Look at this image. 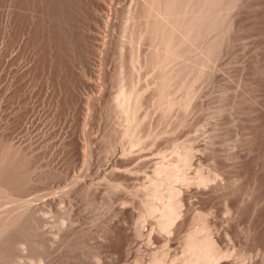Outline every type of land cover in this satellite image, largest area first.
Wrapping results in <instances>:
<instances>
[{"label":"bare ground","instance_id":"1","mask_svg":"<svg viewBox=\"0 0 264 264\" xmlns=\"http://www.w3.org/2000/svg\"><path fill=\"white\" fill-rule=\"evenodd\" d=\"M236 8L237 11L230 15L231 10H235ZM179 10L181 14L179 13ZM183 11L185 13H183ZM187 12L190 16H186L189 18H185L183 16ZM113 14H115V19L113 18ZM181 17H184L186 20ZM112 18L115 20H113L114 22H112ZM179 20L182 21L181 23L183 24L187 23V25L184 24L187 27H185L183 24H181V27L186 28L184 32L188 30V37L183 36L184 32L182 30L185 28H181L179 26ZM111 25L112 33L110 30H108ZM221 25L222 27L218 29ZM177 27L179 30L180 28L182 30L179 31ZM209 29L212 31H209ZM213 30L215 31L213 32ZM107 31H110V33ZM206 31L209 33H206ZM179 32H182L180 37H184L186 39H182L181 43V38L178 36L180 34ZM210 32H212V34ZM176 33L179 34L176 36ZM213 34L216 39H220L214 41L213 36L211 37ZM205 36L210 37H208V40H206L204 39ZM177 37L180 38H178L179 40L177 41L179 43L176 42L179 45L181 44L183 46V42L190 43V48L184 53V55L187 54L186 56H188V60L186 58L183 60L184 55L182 51L184 50L182 49L181 52L179 51V55L182 53L183 62H190V64L187 63V65H184V67L189 65V68L181 67V69L183 68V71L178 69V59L175 60L178 57V54H176L178 52V48L179 50L182 48L180 45V47L177 46L174 49V45L176 46L174 41H176L175 38ZM247 39L252 41L245 42V44L244 40L247 41ZM162 40L163 42H161ZM220 40L227 41V45L230 43L229 46L231 45L232 47L234 42L237 43V41H243V49L239 58L236 57L240 60V64L235 67L234 77L230 72V76L232 75V77H229L230 79L227 75V77L222 75L225 78L221 76V78L218 77L220 79L223 78V82L220 86L221 88L219 87L220 83L218 84V87L221 90H218V92H221V94H219V96L221 95V101L218 98L220 101H218L220 106H216V110L218 109V112H216L219 113L216 115H220L219 117L222 116V119H218L220 121L218 124L216 123L214 125L213 130L211 128L212 132L211 134L209 132L210 136H207V134L204 136L206 139L208 138V142L204 147L197 143L200 148H204V152L202 151L204 154L201 152V156L199 153L200 151L197 150L198 148L196 149L195 145H192L187 140L185 142L188 144L190 143V145H184L182 141L180 143L182 144L180 147H174L173 150L171 148L172 152L170 151V155L163 154L167 150H162L163 153L159 154L157 151L162 148H158L156 152L159 155L156 157L152 151L153 149H150L151 151L146 150L147 135L142 128V119L140 115L141 108L146 103H155L156 105L158 104L157 106H159V109L161 107L160 110L162 113L163 111L167 112V110H174V108L175 112H177L176 110H178V112L179 110H183V112H179L182 114L179 115L177 119L175 118V120L177 121L178 125L184 126L185 120H187L186 116L188 114V110H186V108H189V105L190 107L192 106L191 101H193L195 98V96L191 95L189 91H191L194 83H197L201 76L203 77V74L205 73L202 74V72H210L207 71L210 68L209 64L210 62L214 61L213 58H215V56L220 53V50H223V47H228L226 46L225 42H221ZM160 43L164 44H162L164 46L163 51L166 50V52H164L163 55L166 54V56H164V58L166 57L167 59H164L166 61H164L161 57L162 52L160 53V50L162 51V47H160ZM247 45H249V47ZM235 46L237 47L236 44ZM238 46L240 47L239 44ZM16 47H18V49ZM188 50L189 52L186 53ZM233 50L235 51V49ZM226 51L225 49L223 50V52ZM229 52L230 51L228 50L226 53L228 54ZM159 55L161 60L167 64L169 57V60L171 58V60L175 58L174 62L178 61V67L176 69L180 71L175 69L177 62L174 63L173 61H169V63L172 64L168 70V74H170V76H167V74L164 73L167 78H162L165 81L166 79L167 81L170 79V81L172 80L174 83L178 81V83H176L177 85L173 82H163V80L161 82V78H159V74L157 73L160 71L157 70H160L162 64L164 65V63L161 62L159 64ZM96 56H100L101 58L97 59L98 57L96 58ZM111 56H113L116 60V64H114V66H116L114 69L112 68V73L111 70H109L110 68H106L103 71L105 67L102 66L104 65L99 64L102 60V63H104V61L105 63L112 61L114 58ZM210 59L213 60L210 61ZM179 60L182 61L181 59ZM96 61H98L97 63L99 68H103L102 70H100L101 68L98 70L96 69ZM204 61L206 63L208 62V68ZM232 63L233 61H230L227 64L230 65ZM180 64L182 63L180 62ZM110 65L111 63L109 66ZM142 66H147L148 69L150 68L152 72H155L153 81L151 82V86L148 90L149 92H146L147 90H144L139 84L138 72ZM190 68H192V71H190ZM162 69H165V67ZM162 69L161 71H163ZM186 69L189 70L188 72H191V75H185L184 72H187ZM181 71L182 74H184L183 76H185L184 79L182 74H180ZM212 71L213 72L211 73L212 75L214 73V75L211 77H213V80H215V77H217L215 76L216 71ZM98 72L101 74H98ZM177 72L181 75H178L179 80H181V78L183 79L181 86L179 85L180 81L178 80ZM161 73L163 74V72ZM209 74L210 73H207L208 76ZM176 77L177 81L175 80ZM97 78L100 80L98 79L99 81H97ZM109 78L113 87L112 85H107V83L110 81ZM218 78H216V80ZM101 79L104 81V84L99 83H103ZM228 79H232L233 83H231L234 84L235 82V84L232 85ZM25 81L30 82V85L27 87L32 85L39 86L40 84L44 87V89L39 88L40 86L38 87L39 89H43L42 91L45 90V87H47V90H49L48 88H51L53 91V96H51L52 94L49 95V100L53 102V105L50 104L51 102L49 104L50 106L52 105V107L54 106V109L51 110H53V112L55 110L54 114L56 118L61 117L60 113L62 110L68 111L70 114L67 113V115L71 116V120H69L68 117L64 116L66 112L63 114V116L69 120H67L68 122L71 121V124H67L68 126L70 124V129L66 131L67 134L66 132L63 133L66 135L62 139L60 145L58 144V154L60 155V160H58L59 158L56 160L54 158V161H59V163L51 164V162L48 160L50 165H56L52 168L48 167L49 169H45L47 165L45 166L44 164H46V162H43L44 164L42 163L44 160L43 156L47 151L44 154L42 153V155L41 153L37 152L38 149H36V145L35 148L32 145H27L28 142L23 145L21 142H18L19 140L16 141L14 136V131H17L15 130L17 127L20 126V129L21 126H23L25 129L30 127H26L28 122H25L26 124H24V121H27V114H30L31 112L29 111L30 113H28V111L21 107V110H15L17 111V113H15L13 109L14 106H11L13 105V100H15L13 103L17 101L19 102V100H17L20 98V94H18L19 92L25 96L23 91H25L26 88L23 90L24 87L22 85L26 83ZM210 81L212 82V80ZM188 84H190V86L192 84L193 85L189 88ZM162 86H166L168 91L165 92V88ZM171 88H173V90ZM36 90L38 89L36 88ZM31 91L33 92L32 89L30 92ZM39 91H37V93ZM90 91H93L92 93L95 91L96 93L91 96H86V92ZM45 92L46 91L42 93L45 95ZM37 93H35L36 99L38 96L41 98L43 94L40 95L39 93L36 95ZM33 94L34 92L31 93L32 96ZM17 96L19 98H16ZM27 97L28 99L30 98L29 96ZM23 99L24 98L21 100ZM24 100L26 101V99ZM20 102L18 105L16 103L17 108L22 105ZM27 102L29 103V101ZM194 103L195 104H193L192 107L197 108V102ZM8 107H12V110L11 112L6 113L3 109H7ZM84 110H86L85 114L88 112L89 114L85 115ZM184 110L187 112L185 116L186 118L183 114L185 113ZM12 111L14 112L12 113ZM48 113H50V115L53 114L51 111H48ZM107 113L109 115L108 117L113 115L116 121L112 123L110 120L113 121L114 119L105 117L111 122V127L109 123V127L106 124L107 128L109 129L106 128L107 130H103L104 133H102L101 137L98 135L100 139L95 136V139L99 141H95L93 136H91L94 142H98L99 149L95 147L97 146V143L95 145H92L91 143L89 147V144L87 145L86 143L89 142L91 138H87V141L82 133L86 123L90 121V124L92 122L91 126H93V124L96 123L95 120H97V122L99 121L97 124H99L103 120L101 121V119L99 120L98 118H101V114L107 115ZM83 114L87 118L83 117ZM104 122L106 123V121ZM50 124H52V122ZM209 124L211 125V123ZM223 124H231L232 127L237 128H233L235 130L234 133H240L239 135L236 134V137H239V143L244 145L243 151L240 150V152L231 153V151L227 149L230 151V154L228 153L226 156L225 154L222 155L220 153L223 149L221 151L218 150L216 147V140L219 139V128ZM97 126L98 125H96V128ZM99 126L97 130H100L101 128H99ZM189 126H192L191 123L188 125V127ZM186 127L187 123L185 128ZM93 128L95 129V127ZM174 128L177 129V126ZM87 130L85 129L86 132H84V135L88 132ZM179 130L180 127L178 128V131ZM59 131L62 132V130ZM89 132H91L90 134L92 135L93 131L89 130ZM182 132L179 134H182ZM54 134L56 133L54 132ZM54 134L53 137L55 136ZM35 135H37V133L34 134V138ZM43 136L39 139H44L45 137L43 138ZM48 136L51 135L49 134ZM227 136L231 137L229 135ZM29 138L30 137L27 138V141ZM55 138L57 137L55 136ZM82 138L86 140V143L82 141ZM30 139L32 140V138ZM25 140L23 141L25 142ZM177 140L179 139L176 138V142ZM122 141H126L128 143L126 145L127 147H121L122 149L120 148L121 151L119 152L122 153L121 155L123 157H119L121 155L117 153L118 157L113 160L111 157L112 155L109 156V154H114V151L116 152L117 150L115 149L117 148L114 146V144H111L112 142H118L119 144V142ZM42 142H44V140ZM173 142H171V145ZM191 142L195 143L193 140ZM32 144H34V142H32ZM48 146L50 147V145ZM173 146L174 145H172V147ZM234 147L236 146H233V148ZM197 152L201 157L197 155ZM105 154L107 157H111L114 162H111V160L108 161L106 159L104 161V156H106ZM197 156L198 159H196ZM95 158L99 160V164L100 162L102 164L105 163L104 166H106V170L104 169V172L106 171L107 173H105L103 176L105 178H109H104L105 180L102 178L101 180L98 179L97 181L99 182L103 180V182L105 181V184H109L111 187V189L109 188V192H107L109 193V196L110 191L113 193L116 189L120 188V185L123 184V180L125 185V180L127 183L128 179L130 180L132 178H129L128 175L137 176L138 178L139 175L145 176L146 182L142 185V190L143 188L144 190L142 191L140 189V191L143 192V196L141 195L142 197H140V194L142 193L138 192V189L137 192L139 194L137 197H135V194H137V192L135 193V190L132 189L134 192L131 189L130 191L125 190V186L127 187V184L124 187L121 185V190L123 188L125 192L128 191L129 195V192L131 191L135 194H131L133 195L132 201H129L131 200L130 198H128V201L122 200L123 198L120 199V201L122 200V203H119L120 206L124 204L123 201H126L124 204L125 207L122 206L123 208L121 207V209L118 206L121 210L118 211L119 213L117 210L116 212L117 214H122L120 215L125 220H123L124 222L129 220L132 222V225H136L135 231L129 228L130 230L128 229L126 234H124V247L130 244L133 236L141 237L143 235L140 227L148 222L151 224V229H148L149 232L147 233L150 237L151 244L153 243L152 245H158L155 244L156 241L154 240H157L158 243L160 238H163L164 240L166 239V242L168 241V246H166L167 244L165 242L164 247L161 249H158L157 246H153L156 247L155 249L151 247L154 250H152V254L150 253L151 259H149L150 262L148 264H212L214 262V258L218 256H221V259L218 258L221 260V262L217 260L220 263H222V257H227L228 260L226 259L225 261H229V258L234 256V258L241 257V262L239 261V263L236 262V259L232 258L235 260V264H248V262L251 261V258L248 259L249 256L251 255L252 257L253 254L256 255L254 251L255 248H257L259 245L261 247L264 243V236L262 235L264 232V0H0V264H31V260L32 263L41 261L45 256L51 255V251L55 249L53 246H57V243L60 241L69 242V248L78 245L77 247H80L81 249L82 245H79L82 244V242L79 243V240L81 238L83 239L84 237H88L91 228L87 225L86 227H88V229L90 228V231L88 229H85L87 231L83 229L84 233H82V228L81 231L78 229H75L76 231H74L72 225L80 222V219L78 220L77 218L79 215L77 214L79 212L81 213L80 210L82 209H80L81 207L78 205L79 201L77 199H81L80 202H82L84 199L83 197H92L91 193L94 195L96 192L94 190V183L97 185L96 179L100 178L102 174L100 170L102 168L101 166L99 167V165H97V161H95L97 162V166H94L97 167L96 170L99 171V173H97L95 170H91L90 168L92 167H87L89 165L91 166L92 163L94 164ZM81 159L83 160V162H81L83 164L80 163L83 172L86 171V169H90L91 172H96L95 176L98 174L100 175H98L99 177L95 178L93 175L91 176L90 173V177H87H89V179L93 177V181L90 180V182L88 181L83 183L82 181L84 179L82 181L80 180L81 183H83L82 186L78 184L80 183V181H78L79 179L74 177H80L85 173H79L80 176H76V174L73 172L75 169L72 168V166L75 167L79 161H82ZM226 159L231 163L227 164L228 161H224ZM76 161L77 163H74ZM135 162L137 164H135ZM145 165L148 166L144 167ZM131 166L133 167L131 168ZM85 167L87 168L85 169ZM71 168L72 174H75H73L74 177L72 174L70 175ZM69 175L72 178L69 177ZM82 177L84 178V176ZM69 178L73 180H70L71 182H69ZM112 178L113 180H120L122 182L121 184L120 181L117 182L115 186L118 188L114 186L116 181H113ZM219 178H221V180L223 179L224 182L219 180ZM248 178H250V180L246 181ZM107 180H111L113 185H110L111 182ZM139 180L141 181V179ZM244 180L246 183L243 182ZM91 181L94 182L93 185ZM64 185H66V189H64ZM90 189L91 191H95L91 192V195L89 194ZM120 191H117V193ZM126 194L127 193H125V195ZM77 195H79V197ZM81 195L83 196L80 197ZM217 195L218 197L220 195L219 198H222L219 199L222 200V204L223 201L225 202L223 206L225 212L228 214V217L227 215L225 216L227 217L226 220H223L225 224H228V226L225 227L223 231L225 233H222V235L226 234L229 236L231 233H237L238 229L236 225L240 223L238 221V217L241 216L242 218V215H244L245 211L247 212V216L249 213L248 217H244L245 220L249 218V223L247 224L248 226L246 225L247 227H245L246 229L242 230V227L238 225L241 228L240 231H242V233H244L243 235H245V242L244 240V243L240 241L241 244H243V246L241 245V249L244 250V254L247 252V248L253 250L254 252L251 254V251H249L250 255H248V257H244L241 254L236 257V255L232 254L234 253L232 249H230L232 252L231 253L229 249H221L218 247V242L213 236L215 231H213L210 221L207 219L208 215H206L208 213V207H210L213 201L217 202L214 200ZM121 196L122 195H120V197ZM194 197L197 198L196 202L191 201V199ZM90 198H88L89 200L87 199V202L89 203L91 202ZM92 198L94 200V196ZM135 198L138 200V202L137 200L135 201L137 205L134 203ZM85 199L82 203L85 202ZM129 202L134 203V208L131 207V209H128L130 208L128 205ZM89 203L87 204L85 202L84 204L89 205ZM95 203L97 204V202ZM95 203L93 201L90 203V205L93 206ZM131 203L129 204L132 206L133 203ZM219 203L221 204V202ZM96 204L94 206H96ZM216 207L217 206H215V208ZM86 208L88 209V207H84V213L87 211ZM78 209L80 210L78 211ZM132 209L133 211L135 209L137 211L135 210L134 213L132 212ZM218 213L220 214V217V211H218ZM46 214L47 216L50 214L51 218L49 217V219H47L48 217ZM224 215L225 214H223V217ZM216 216L217 215H215V217ZM52 217L54 218V222L51 220ZM215 217H213V222ZM47 220H49V222L52 221L51 223H53L52 231L46 230L45 226L48 225ZM189 221H193L194 223L192 227L189 228L187 232H185L183 229L187 224L190 223ZM216 222L217 221H215V223ZM85 224L87 223L85 222ZM214 224L212 225L214 226ZM222 225L224 226L223 223L220 226ZM89 226H91V224ZM125 226H127V224ZM86 227L84 225V228ZM105 229L107 230V228ZM117 231L119 230L115 227L111 230V232H108H110V234L112 233L111 235H114V237L117 235L116 238H118L119 232ZM182 231L183 235H181ZM243 231H245L246 234ZM242 233L240 234L242 235ZM107 234L110 236L109 233H106V235H101H103L104 239L106 238L107 240L109 239ZM238 234L239 233L236 235ZM91 235L92 233L90 236ZM111 237L113 236H110V238ZM180 237H182L181 240H183L182 243L180 242L181 246L178 244V239ZM99 238L101 239V237ZM176 239L178 240V243L175 241ZM238 239L239 238L237 237V240ZM225 240L226 239H224V242ZM160 241L161 240H159V243ZM228 241L229 240L226 242ZM103 242L100 243L101 245L98 244L99 247L96 250L97 253H93V250L91 249L93 254L88 250L89 254H95L96 257L99 253L102 254L101 252L104 251L102 250L103 247H101L103 246ZM63 243L64 242L61 244V248L62 245H66ZM84 243L87 244V242ZM86 244H84V248H87V246H85ZM228 245L226 246L228 247ZM244 245L246 246V252L245 249H243V247H245ZM64 246L63 248H66V246ZM104 248H108V244L107 247ZM64 250L65 249H63L62 252H64ZM114 250L110 251L115 252L116 250ZM124 250L127 252L126 249ZM242 250H240L241 252L239 253H242ZM59 251H61V249ZM173 251L175 252V255L171 254ZM81 252L82 250L80 251V254ZM105 252H103V254ZM259 253L256 257L261 254ZM120 254L121 253H119V255ZM81 255L83 257V254ZM58 256L60 257V255ZM106 256L107 258L110 257H108V255ZM55 258H57V256H55ZM107 258L105 261L109 260ZM232 259H230L231 263H233ZM52 260H54V258ZM225 261L223 260V264ZM68 262L71 263L70 261ZM37 263L39 264V262H36L35 264ZM255 263L257 262L255 261ZM258 263L260 264L261 262Z\"/></svg>","mask_w":264,"mask_h":264},{"label":"rangeland","instance_id":"2","mask_svg":"<svg viewBox=\"0 0 264 264\" xmlns=\"http://www.w3.org/2000/svg\"><path fill=\"white\" fill-rule=\"evenodd\" d=\"M226 1V0H225ZM227 1H229V0H227ZM228 5V4H227ZM226 5V6H227ZM225 6V7H226ZM234 7H235V5H234ZM183 10H185V9H183ZM237 11V8L234 10V9H232L231 10V13H230V15H232V14H234V12H236ZM182 12V11H181ZM233 12V13H232ZM179 13H180V10H179ZM183 13H185L184 11H183ZM182 13V14H183ZM181 14V13H180ZM186 15H189L188 14V12L185 14V15H183L185 18H187L188 16H186ZM181 16V15H180ZM190 16V15H189ZM115 17V14H113V18ZM184 17H181V18H183V19H185ZM112 18V22H114L115 20V18L113 19ZM189 18V17H188ZM183 19H181V20H183ZM114 20V21H113ZM186 20V19H185ZM184 20V21H185ZM218 20H219V18H218ZM182 21H180L179 20V23H180V27H181V24H183V23H181ZM186 22V21H185ZM184 24H186L187 25V23H184ZM183 24V25H184ZM186 25H184L185 27H187ZM218 26V25H217ZM216 26V27H217ZM185 27H181V28H185ZM215 27V28H216ZM222 27V25L221 26H219V28L218 29H220ZM178 28V27H177ZM180 28V30H182ZM212 29V28H211ZM217 29V28H216ZM215 29V30H216ZM108 30H112V25L110 26V28L108 29ZM178 30H179V28H178ZM179 30V31H180ZM184 30H186V28L185 29H183L182 31L184 32ZM215 30H213V32L215 31ZM110 31H107L108 33H110ZM209 31H212V30H210L209 29ZM187 32H188V30L187 31H185L184 33H183V36H187L188 34H187ZM217 32H218V30H217ZM216 32V33H217ZM111 33H112V31H111ZM180 33V34H179ZM179 33H176V36H177V34H179L178 36L180 37L182 34V32H179ZM185 33H186V35H185ZM206 33H209V32H207L206 31ZM211 34H212V32H210ZM213 36V38H214V41L215 40H217V39H220V38H215L214 37V34L213 35H211V37ZM179 37H177V38H175L176 39V41H174V44H176V46L174 45V49H175V47H177V46H179L180 47V45L179 44H177V43H179V42H177L180 38ZM188 37V36H187ZM207 36H205V38L204 39H206V40H208V37H210V36H208L207 38H206ZM179 38V39H178ZM212 38V39H213ZM174 39V40H175ZM182 39H184V40H186L184 37H182L181 38V41H180V43L182 42ZM188 39V38H187ZM248 39H250V38H248ZM247 39V41H245L244 40V43L245 42H250V41H252V40H248ZM183 40V41H184ZM189 41V40H188ZM221 41V40H220ZM219 41V42H220ZM161 42H163V40L161 41ZM177 42V43H176ZM221 42H225L226 43V46H228V47H223V44H222V47H223V50L225 49V51L226 52H228V50L231 52H229L228 54L226 53V52H223V50L221 49L220 50V53L218 54V55H216L215 56V58H213L214 59V61L213 62H210V68L207 70V71H210V72H207V73H210L209 74V76L207 75V73L204 71V72H202V74L203 73H205V74H203V77L201 76V78H200V80L198 79V82L196 83H194V85L192 86V89H191V91H189L190 92V94L191 95H193V96H195V98L193 99V101H191V99H190V101L192 102H190L191 103V105L193 106V104H195L194 102H197L196 104L198 105H196L197 106V108L195 109V108H193L192 106V109H191V107H190V105H189V108L187 107L186 108V110H188L187 112H188V114H187V116H186V110H184L185 111V113H183L184 114V117L187 119V120H185V125L183 126V125H178L177 124V121L175 120V118L177 119V117L179 116V115H181L182 113H179L181 110H179V112H178V110H176L177 112H175V108H174V110L172 111V110H167V112L165 111H163V113L161 112V107H160V109H159V106H157L155 103H153V104H149V103H146L142 108H141V112H140V115H141V119H142V128H143V130H144V132H145V134L147 135V141H146V150L147 151H151L152 149V151L154 152V155L157 157L159 154H161V153H163V151H166V152H164L163 154L164 155H168L169 153L171 154V148H172V150H173V148L175 147H180V145H182V144H180L182 141H183V144L184 145H190V143L192 144V145H195V147H196V149L197 150H199L198 152L201 154V156H202V153L204 152L203 150H204V146H205V144L208 142V138L206 139L204 136L207 134V136L209 135V132H210V134H211V132H212V130H213V127H214V125L217 123H219V121L220 120H218L219 118L220 119H222L221 117H219V116H217L219 113H217L218 111V109L216 110V108L218 107V105L220 106V104H219V102L221 101V99H220V97H221V95L219 96V94H221V90H220V86H221V84H222V82H223V78H225V77H223V76H228V78L229 77H232V75L230 76V73L231 74H233V77H234V70H235V67L236 66H238L239 64H240V60L239 59H237L236 57H238L239 58V56H240V53L242 52V49H243V45H242V43H243V41H237V43L236 42H234L236 45H237V47L235 46V44L233 43V47L231 46V48H230V46H229V44L230 43H228V45H227V41H221ZM184 44H183V46H182V48L179 50V48H178V52L180 51L181 52V50L183 49L184 51H182V53H183V55H184V53H185V51L187 50V49H189L190 48V43L188 42H183ZM224 43V44H225ZM161 44V43H160ZM163 44V43H162ZM161 44V46L160 47H162L161 49H162V51L160 50V53L162 54L161 55V57H162V59L164 60V59H166V57L164 58V56H166V54H164L163 55V53L164 52H166V50L165 51H163V49H164V44L162 45ZM166 44V43H165ZM189 44V45H188ZM238 44L240 45V47L238 46ZM246 44V43H245ZM248 44V43H247ZM241 45H242V47H241ZM225 46V45H224ZM234 46H235V48H234ZM248 47H249V45H247ZM17 49H18V47H16ZM144 48H145V46H144ZM226 48H228V49H226ZM17 49H15V50H17ZM177 49V48H176ZM233 49H235V51L233 50ZM237 49V50H236ZM191 50V49H190ZM233 51V52H232ZM249 51V50H248ZM247 51V52H248ZM15 52H17V51H15ZM176 53V54H178V57H180V58H173V60H169V58H168V64L166 63V62H163L162 60H161V57H160V55H159V60L160 61H158L159 62V64L161 63V62H163L164 63V65L162 64V66H161V68H160V70L158 69L157 71H160V72H157L158 74H159V78H161V82H162V80H163V82L165 81L164 79H162V78H164V77H166L167 78V76L169 75L170 76V74H168V70H169V68H170V66H172V64L171 63H169V61H175V60H177L178 59V61H179V67H178V61H176V62H174V63H176V65L175 64H173V65H175L176 67H175V69L178 67V69H181V67H183V68H185V67H187V68H189L188 66H185L184 67V65L186 64L187 65V63H188V61L187 62H183V60H185V58L187 59V57L188 56H186L187 54H185L184 55V59L182 60V58H183V56H182V53H181V55H179L180 54V52L179 53ZM189 52V50L186 52V53H188ZM191 55V54H190ZM177 56V55H176ZM186 56V57H185ZM211 56H213V55H211ZM98 57V58H97ZM111 57H113V56H111ZM174 57V56H173ZM96 58L97 59H100L101 57L100 56H96ZM114 58V57H113ZM175 59V60H174ZM179 59H181L182 61H180ZM213 59H210V61L211 60H213ZM167 60V59H166ZM166 60H164V61H166ZM188 60V59H187ZM206 61H209V60H206ZM216 61V62H215ZM232 62L233 61V63L232 64H230V65H228L227 63L228 62ZM235 61H236V63H235ZM98 61H96V69L98 70V69H100V70H102L103 68L102 67H105L104 69H103V71L107 68V69H109V70H111V73H112V70L115 68V66H114V64H116V60H115V58L114 59H112V61H108V63H105V61H104V63L106 64H104V63H102L103 62V60L101 61V63H99L100 65L101 64H103L104 66H102V67H100L99 68V66H98V63H97ZM112 62H113V64H112ZM115 62V63H114ZM172 62V63H173ZM180 62L182 63V64H180ZM237 62H239V63H237ZM111 63V65L109 66V64ZM184 63V64H183ZM204 63H206L205 61H204ZM208 63V62H207ZM206 63V64H207ZM168 65V67H167V65ZM188 64H190V62L188 63ZM214 66H213V65ZM181 65V66H180ZM212 65V66H211ZM108 66V67H107ZM229 66V67H228ZM163 67H165V69H162ZM209 66H208V64H207V68H208ZM217 69H215V68ZM113 68V69H112ZM182 68V69H183ZM206 68V67H205ZM204 68V69H205ZM213 68V69H212ZM161 69L163 70V71H161ZM178 69H176L177 71H180V70H178ZM181 69V70H182ZM215 70L216 71V75L215 76H217V77H215V80H216V78H218V77H223L222 79H220V78H218L216 81L215 80H213V77H211V76H213L214 75V73H213V75H212V73L211 72H213L212 70ZM165 70V71H164ZM187 70V69H186ZM206 70V69H205ZM183 71V70H182ZM182 71L180 72V74H182ZM184 71H185V69H184ZM189 70H187V72H184L185 73V75H191V72H188ZM190 71H192V68H190ZM161 72H163V74L161 73ZM218 72V73H217ZM230 72V73H229ZM156 73V74H157ZM167 74V76L165 75V74ZM178 73V72H177ZM188 73V74H187ZM219 73H221V74H219ZM224 73V74H223ZM227 73V74H226ZM98 74H101L100 72H98ZM138 74H139V84H140V86L144 89V90H147L146 92H149L148 90H149V88H150V86H151V82L153 81V78H154V75H155V72H152L151 70H150V68L148 69L147 68V66H142L141 68H140V70H139V72H138ZM179 73L177 74V77H178V75H180ZM184 74H182V76H183ZM219 75V76H218ZM223 75V76H222ZM158 76V75H157ZM163 76V77H162ZM181 76V75H180ZM226 76V77H227ZM177 77H176V81H177ZM184 77L185 76H183V79H184ZM209 77H211V78H209ZM181 78V77H180ZM209 78V79H208ZM99 78H97V81H99L98 80ZM169 79V78H168ZM183 79L181 78V80H179V77H178V80L180 81V86H181V84L183 83ZM220 79V80H219ZM230 79V78H229ZM228 79V81L231 83L232 82V79L231 80H229ZM233 79H235V78H233ZM102 80V79H101ZM109 80H110V78H109ZM210 80H212V82L210 81V84H209V81ZM103 81V80H102ZM234 81V80H233ZM26 82V81H25ZM111 80L107 83V85H112L111 83ZM166 83H170V82H173L172 80L170 81V79H169V81H167V79H166V81H165ZM182 82V83H181ZM24 83V82H23ZM27 83V84H26ZM26 83H24V84H22L23 85V90L25 89V91H23V90H21V91H23V93H25V96H24V94H22L21 92H19L18 94H20V98L17 96L16 98H19V99H17V100H19V102L22 104V105H20L18 108L16 107V103H17V105L19 104V102L17 101V102H15V103H13L15 100H13V102H12V104L13 105H11L12 107H13V109H14V111L15 110H17V111H19V109L22 107V108H24V110H26V111H28V113H30V114H27V116L28 117H26V119H27V121L25 120L24 121V124H26L27 122H28V124H26V127L28 126H30L29 128H24L23 126H21V129H20V126L19 127H17L15 130H17V131H14V136H15V139H16V141H18V142H21L23 145L24 144H26L27 142H28V144L27 145H32V146H34V148H35V145L37 146L36 147V149H38L37 150V152L38 153H45L46 151V153H45V155L43 156L44 157V160L42 161V163L44 162H46V164H44L45 166H46V168L45 169H49V168H52V167H55L56 165H50V162H51V164L52 163H54V164H57V163H59V161H54V158H55V160L56 159H58V160H60V155L58 154L59 152H58V149H59V145H60V143H61V141H62V139L64 138V136L67 134V130H69L70 129V124H71V121L70 122H68L69 120H71L70 118H71V116H69V115H67V113L68 114H70L68 111H66V110H62L61 111V117L60 118H56L55 117V110H54V112H53V110H51V109H54V106L52 107V105H53V102H51V100H49V95H51L52 94V90H51V88H48L49 90H47L46 88L47 87H45V90L44 91H46L45 92V95H44V93H42V92H44V91H42L43 89H44V87L42 86V85H40L39 84V86H33L32 84V86H30V87H27V86H29L30 85V82L29 81H27ZM100 84H104V81H103V83L102 82H99ZM174 83V82H173ZM176 83H178V81L177 82H175L174 84H176ZM189 83V82H188ZM216 83V84H215ZM220 83V85H219V87H218V84ZM233 83V82H232ZM231 83V84H232ZM191 84V83H190ZM190 84H188L189 85V88L191 87L190 86ZM214 84V85H213ZM234 84H235V82H234ZM234 84H232V85H234ZM167 85V84H166ZM177 85V84H176ZM178 85V86H179ZM187 85V86H188ZM217 85V86H216ZM42 86V87H41ZM105 86V85H104ZM32 87V88H31ZM43 88V89H39V88ZM112 87H113V85H112ZM162 87H164L165 88V92L166 91H168V88L166 87V86H162ZM28 88V89H27ZM34 88V89H33ZM36 88L38 89V90H36ZM151 88H153V87H151ZM163 88V89H164ZM32 89L33 90V92H34V94H33V96L31 95V93H33L32 91L30 92V90ZM172 90H173V88H171ZM170 89V90H171ZM28 90V91H27ZM36 92H35V91ZM39 90H41V91H39ZM218 90H220L219 92H218ZM37 91H39L38 93H37ZM50 93V91H51V93L49 94L48 92ZM93 92V91H92ZM91 91L90 92H86V96H91V95H93L94 93H96L95 91H94V93H92ZM30 93V94H29ZM35 93H37L36 95H38L39 93H40V95H42L41 96V98L38 96V98L36 99V96H35ZM90 95H89V94ZM180 93H182V92H180ZM179 93V94H180ZM146 94H148V93H146ZM178 94V95H179ZM46 95H47V98H46ZM27 96H29L30 98L29 99H31V100H29L28 99V97ZM32 96V97H31ZM51 96H53V94L51 95ZM50 96V97H51ZM192 97V96H191ZM190 97V98H191ZM15 98V99H16ZM22 98H24V99H26V101L23 99V100H21ZM53 98V97H52ZM193 98V97H192ZM220 99V101H219V99ZM34 99H36V100H34ZM41 99V100H40ZM47 99V100H46ZM195 100V101H194ZM23 101V102H22ZM27 101H29V103L27 102ZM36 101H38V102H36ZM219 101V102H218ZM25 102V103H24ZM39 102H41V103H39ZM51 102V103H50ZM37 103V104H36ZM38 103H39V105H38ZM47 103H48V105H49V107H48V105H47ZM52 104L51 106H50V104ZM23 104H24V106H26V105H28V106H26V107H24L23 106ZM33 106V107H32ZM45 106V107H44ZM217 106V107H216ZM12 107H8L7 109L6 108H4L3 110H5V112L6 113H8V112H11V110H12ZM32 109H31V108ZM44 107V108H43ZM49 108V112L51 111L53 114H51L50 115V113H48V111H47V109ZM52 107V108H51ZM10 109V110H9ZM30 109V110H29ZM34 109V110H33ZM43 109H45V110H43ZM21 110V109H20ZM43 110V111H42ZM191 110V111H190ZM14 111H12V113L14 112ZM17 111H15V113H17ZM25 111V112H26ZM30 111V112H29ZM46 111V112H45ZM170 111V112H169ZM217 111V112H216ZM66 112V113H65ZM85 112H86V110H84V114H85ZM88 112V111H87ZM181 112H183V110L181 111ZM27 113V112H26ZM34 113V114H33ZM46 115H45V114ZM66 115H65V114ZM179 113V114H178ZM63 114H64V116H66V117H68V119L66 118V117H64L63 116ZM83 114V117H85V118H87L85 115H88L89 114V112L88 113H86L85 115ZM110 114H112V113H110ZM178 114V115H177ZM217 114V115H216ZM36 115V116H35ZM38 115V116H37ZM49 115V116H48ZM102 116H101V118H98L99 120L101 119V121L102 122H100L99 124H97L98 122H97V120H95V124H93V126H91L92 125V122H91V124H90V121H88L87 123H86V126L84 127V131L82 132L83 133V136H84V138L87 140V138L88 139H90L89 140V142H87L86 143V140H84V138H82L83 140V142H85L87 145L89 144V147H90V144L92 143V145L94 144H96L97 143V146H95V147H97V149H99L98 148V142H94L93 141V139H92V137L91 136H93V138H94V140L95 141H99V140H97V139H95L96 137L98 138V139H100L99 137H101V135H102V133H104V131L103 130H107V129H109V128H107V126L109 127V125L111 124V122L112 123H114L115 121H116V119H115V117H113V115L112 116H110V117H108L109 115H108V113H107V115L106 114H101ZM106 115V116H105ZM175 115H176V117H175ZM48 117V118H47ZM82 117V118H83ZM105 117H107V118H109V119H114L113 121L112 120H110V121H108L107 120V118H105ZM113 117V118H112ZM65 118V119H64ZM85 118H83V119H85ZM36 119V120H35ZM55 121H54V120ZM59 119H60V121H59ZM62 119V120H61ZM216 119V120H215ZM31 120V121H30ZM40 122H39V121ZM68 120V121H67ZM31 123H30V122ZM38 121V122H37ZM104 121H106V123L104 122ZM175 121V122H174ZM26 122V123H25ZM49 122V123H48ZM52 122V124H50ZM59 122V123H58ZM63 122V123H62ZM67 122V123H66ZM222 122V121H221ZM40 123V124H39ZM43 123V124H42ZM53 123H56V124H53ZM68 123H70L69 124V126L67 125ZM108 123H109V125H108ZM186 123H187V127L185 128V126H186ZM189 123V124H188ZM190 123H191V125L192 126H189L188 127V125H190ZM209 123H211V125H212V123H213V125L211 126ZM37 124V125H36ZM106 124H107V126H106ZM175 124V125H174ZM177 124V125H176ZM66 125V126H65ZM89 125V126H88ZM96 125H101V126H99V128H100V130H97L98 129V126H97V128H96ZM174 125V126H173ZM193 125H195V126H193ZM25 126V125H24ZM38 126H39V128H38ZM41 126H43V127H41ZM52 126H53V128H52ZM61 126V127H60ZM65 126V127H64ZM88 126V127H87ZM91 126V127H90ZM103 126V127H102ZM106 126V127H105ZM173 126V127H172ZM177 126V129L176 128H174V127H176ZM211 126V127H210ZM32 127V128H31ZM52 129H51V128ZM59 127H60V129H59ZM68 129H67V128ZM93 127H95V129L93 128ZM110 127H111V125H110ZM180 127V132H182V134H179L180 132L178 131V128ZM183 127V128H182ZM191 127V128H190ZM221 127H222V129H224V130H222L221 129ZM31 128V129H30ZM42 128V129H41ZM45 128V129H44ZM49 128V129H48ZM87 128H88V130H87ZM107 128V129H106ZM211 128H212V130H211ZM229 130H228V129ZM233 128H235V127H232V125L231 124H229V125H227V124H223V125H221L220 126V128H219V133H218V130H217V133L219 134V136L220 135H222V136H218V138L219 139H217L216 140V142H217V145H216V147L218 148V150L219 151H221L222 149V151L220 152L222 155H224L225 154V156L226 155H228V153L231 151V153H234V152H240V150L241 151H243L244 150V145L243 144H241V143H239L240 141H239V137H236L237 135H239L240 133L238 132V133H234L235 132V130L233 129ZM55 129H56V131H55ZM64 129V130H63ZM85 129L89 132V130L91 131H93L92 132V135L90 134L91 132H87V133H85V135H84V132H86L85 131ZM183 129V130H182ZM184 129H185V131H184ZM233 129V130H232ZM235 129H237V128H235ZM18 130H19V132H18ZM38 130V131H37ZM40 130V131H39ZM48 132H47V131ZM54 130V131H53ZM58 130V131H57ZM59 130H62V132H60ZM209 130V131H208ZM211 130V131H210ZM222 131V133H221V131ZM22 131H24V132H22ZM29 131V132H28ZM33 131V132H32ZM37 131V132H36ZM42 131V132H41ZM46 131V132H45ZM53 131V132H52ZM98 131V132H97ZM231 131V132H230ZM27 132V133H26ZM51 132V133H50ZM54 132L56 133V134H54ZM66 132V134L64 135L63 133H65ZM205 132V133H204ZM230 132V133H229ZM233 132V133H232ZM18 133H19V135H18ZM26 133V134H25ZM37 133V135H35V138H34V134H36ZM43 133V134H42ZM48 133V134H47ZM100 133V134H99ZM221 133V134H220ZM228 133V134H227ZM22 134V135H21ZM25 134V135H24ZM51 135V136H48V135ZM53 134L57 137V138H59V139H57V138H55V136L53 137ZM88 134H90L89 136H87ZM229 135V136H231V137H228L227 135ZM237 134V135H236ZM33 135V136H32ZM40 135V136H39ZM44 135V136H43ZM62 135V136H61ZM98 135H100L99 137H98ZM20 136V137H19ZM25 137V138H23V137ZM32 136V137H31ZM42 136H43V138L44 139H42V140H40L39 138H42ZM47 136V137H46ZM82 136V135H81ZM82 136V137H83ZM96 136V137H95ZM180 138H179V137ZM210 136V135H209ZM225 137V140H224V137ZM235 136V137H234ZM17 137V138H16ZM19 137V138H18ZM22 137V138H21ZM28 137H30V138H32V140L29 138L28 139V141H27V138ZM37 137V138H36ZM49 137V138H48ZM51 137H53V138H51ZM233 137V138H232ZM49 139V141H48V139ZM173 138H174V142H173ZM176 138H178L179 140H177V142H176ZM222 138V139H221ZM21 139H22V141H21ZM26 139V140H25ZM57 139V140H56ZM169 139V140H168ZM171 139V140H170ZM195 139V140H194ZM23 140H25V142L23 141ZM31 140V141H30ZM44 140V142H42ZM188 140V142H190L189 144L188 143H186L185 141H187ZM193 140L195 143H193V142H191V141ZM205 140H207V141H205ZM220 140V141H219ZM223 140H224V142H223ZM46 141V142H45ZM54 141V142H53ZM88 141V140H87ZM167 143H166V142ZM169 141H171V142H173L172 143V145H174L173 147H172V145H171V142H169ZM179 141V142H178ZM204 141H205V143H204ZM32 142H34V144H32ZM39 142V143H38ZM40 142H42V143H40ZM126 141H122V142H119V144H118V142H115V143H113L112 142V144L111 145H113L114 144V146H116V148L117 149H115V147H114V149L115 150H117L116 152L114 151V154L113 153H110L109 154V156L110 155H112L111 157L113 158V160L116 158V157H118V154H122L121 152H119V151H121V149L122 148H125V147H127L126 145L128 144L127 142L125 143ZM31 143V144H30ZM44 143V144H43ZM50 143V144H49ZM57 143V144H56ZM179 143V144H178ZM197 143H199V145L200 146H203V147H201L202 148V150H201V148H200V146L197 144ZM201 143H203V144H201ZM220 143V144H219ZM38 144H40V145H38ZM50 145V147L48 146V145ZM55 144H56V146H55ZM59 144V145H58ZM165 144H167V145H165ZM41 145H42V147H41ZM45 145V146H44ZM58 145V146H57ZM147 145H148V147H147ZM177 145H179V146H177ZM183 145V146H184ZM240 145H241V147H240ZM26 146V145H25ZM54 146V147H53ZM110 146V145H109ZM124 146V147H123ZM167 146V147H166ZM183 146H181V147H183ZM199 146V147H198ZM225 146H226V148H225ZM230 147V148H228V147ZM232 146V147H231ZM233 146H236V147H234L233 148ZM27 147V146H26ZM58 147V148H57ZM112 147V146H111ZM122 147V148H121ZM239 147V148H238ZM243 147V148H242ZM40 148V149H39ZM47 148V149H46ZM50 148H52V149H50ZM87 148H88V146H87ZM121 148V149H120ZM158 148H162V149H159L158 150ZM165 150H164V149ZM167 148H170V149H167ZM200 148V149H199ZM225 148V149H224ZM241 148V149H240ZM42 149V150H41ZM45 151H44V150ZM113 149V148H112ZM120 149V150H119ZM151 149V150H150ZM227 149H229V150H227ZM233 149V150H232ZM43 151V152H41V151ZM52 150V151H51ZM158 150V151H157ZM163 150V151H162ZM225 150H226V152H225ZM40 151V152H39ZM51 151V152H50ZM159 153H157V152ZM162 151V152H161ZM171 151V152H170ZM203 151V152H202ZM197 152V155L198 156H200V154ZM202 152V153H201ZM225 152V153H224ZM48 153V154H47ZM118 153V154H117ZM167 153V154H166ZM42 154V155H43ZM52 154V155H51ZM116 154H117V156H116ZM169 154V155H170ZM204 154V153H203ZM230 154V153H229ZM106 155V154H105ZM107 157V155L106 156H104L103 158H104V161H105V159L106 160H108V161H110L111 160V162H114L113 160H112V158L111 157ZM162 156V155H161ZM198 156H197V158L196 159H198ZM200 156V157H201ZM48 157V158H47ZM50 157V158H49ZM107 157V158H106ZM119 157H123L122 155L121 156H119ZM199 157V158H200ZM53 158V159H52ZM224 158V157H223ZM50 162H49V161ZM82 160V159H81ZM53 161V162H52ZM77 161H79V160H77ZM77 161L76 162H74V163H77ZM95 161H99V160H97V158H95L94 159V164L92 163L91 164V166L89 165V166H87V165H85V166H87L88 168H90V167H92V168H90L91 170H95L97 173H99V171H97L96 169H97V165H99V167L101 166V168L103 169H101V168H99V169H101L100 171H101V176H100V178H97V177H99L98 175L97 176H95V173L96 172H93V174H92V172H91V170L90 169H86L87 167H85V169H86V171H82V166H81V164H83V163H81V162H83V160L82 161H79V163L77 164V165H75V167L74 166H72V168L73 169H75V170H73V172L76 174V176H78L79 175V173L80 174H83V173H85L86 174V172H87V174H86V178L87 179H89V177H90V175L92 176L93 175V177H95V178H97L96 179V183H97V185L94 183V182H92L93 180V177H91L89 180H87L86 178H85V174L84 175H79L80 177H82V176H84V178L82 177V178H80V177H74V175L72 174V168H71V173H70V175L72 174V176L74 177V178H78L79 180L78 181H82L83 179L85 180H83L82 182L84 183V182H90V180H92L91 182H92V185H93V183H94V186L96 187V189H95V187H94V190L96 191H94V190H92L91 191V189H90V192H89V194L91 193V192H95L94 193V195H93V193H91L92 194V197L94 196V200H93V198L91 197H88V198H90V201L91 202H93L94 201V203L95 202H97V204H96V206H91L90 205V203L89 202H87L89 199L88 198H86V197H83L84 199H85V202L88 204L89 203V205L91 206V208H90V206L89 205H87V204H84V203H82L83 201H84V199H83V201L82 202H80L81 201V199L79 200V195H77L78 197H76V198H78L77 200L79 201V203H78V201H77V203H78V205L81 207H79L80 209H82V210H80V209H78V211L80 210L81 211V213L79 212L77 215H79L77 218H78V220L81 222H78L77 224L75 223V224H73L72 225V227H73V230L74 231H76L77 229L79 230V231H81V228H82V233H84V230L85 229H88V227H90L91 228V231H90V234L92 233V235L90 236V234H89V236L88 237H84L83 239L81 238L80 240H79V243H81L82 242V244H80L79 246H81V249H80V247H77V246H73V247H68V245H69V242H66V241H60L59 243H57V246L56 245H54L53 246V248H55V249H53V251H51L52 253H51V255H47V256H45L41 261H36V262H39V264H41V263H43V264H51L52 262V264H56V261H57V264H98V263H100V264H138V263H141V264H148L149 262H150V260L149 259H151V257H150V253L152 252V250H154L156 247H153V246H157L158 247V249L160 248H163L164 247V243L166 242V239L164 240L163 238H160L159 240H161L160 241V243H159V240H158V243H157V240H154V241H156V243L155 244H158V245H152L151 244V241H150V237L148 236V233L147 232H149L148 231V229H151V224H149V222L148 223H145L144 225H142L141 227H140V230H142V233H143V235L140 237V236H133V239H132V241L130 242V244L129 245H127V246H125L124 247V245H123V239H124V234H126V232L128 231V229L130 228V229H133L134 231H135V229H136V225H132V222L131 221H126V222H124L125 220L122 218V214L120 215V214H117V212L118 211H120L123 207H125L124 206V204H125V202L126 201H123L124 202V204L122 205V206H120V204L119 203H122V200H129L128 198H130L131 200H129V201H132L133 200V198H132V196L133 195H131V194H135L138 190V192H140V193H142V194H140V197H142L143 196V190H144V188H143V190H142V185L146 182V179H145V176L144 175H139V178L137 177V176H132V175H128V177L129 178H131L130 180L128 179V177H127V179H128V182L126 183V180H125V185L127 184V187L124 185V180L122 181L123 182V184H121L122 182L120 181V180H113V178H115V177H113L112 178V180L113 181H116V183L114 184V186L117 184V182H119L120 181V184L124 187L125 186V190H128V191H130V189L132 190H135V193H133L132 191L131 192H129L130 193V195L128 194V191L127 192H125V190L122 188V190L120 189L122 186L120 185V188L119 189H116L117 191H120V192H118L117 193V191L115 190L113 193H115V194H113L111 191H110V196H109V193H107V192H109V188L111 189V187L109 186V184H105V181L103 182V180L102 181H97L98 179H104L105 177L103 176L105 173H107L106 171L104 172V169H105V167L106 166H104L105 165V163H104V161H103V163L104 164H102L101 162H100V164H99V162L97 163V162H95ZM225 162L226 161H228V163L227 164H229V163H231V162H229V160H224ZM56 162V163H55ZM81 163V164H80ZM96 163H97V165H96ZM107 163V162H106ZM49 164V165H48ZM80 164V165H79ZM135 164H137L136 162H135ZM206 164V163H205ZM74 165V164H73ZM94 165H96V166H94ZM148 166V165H147ZM146 165L144 166V167H147ZM49 167V168H48ZM93 167H95V168H93ZM133 166H131V168H132ZM83 168H84V166H83ZM106 170V169H105ZM82 171V172H81ZM89 171V172H88ZM91 173V174H90ZM90 174V175H89ZM69 175V177H71ZM87 176H89V177H87ZM142 176H144V177H142ZM138 179H137V178ZM141 177V178H140ZM72 178V177H71ZM107 178H109V177H106L105 179H107ZM144 178V179H143ZM104 179V180H105ZM111 179V178H110ZM139 179H141V181L139 180ZM73 180V179H68V181L69 182H71V181ZM132 180H134V181H132ZM142 180H144V181H142ZM219 180H221V178H219ZM250 180V178H248V180H246V181H249ZM81 181H80V183H78L79 185H81L82 186V184L83 183H81ZM107 181H110L111 183H112V181L111 180H107ZM106 181V182H107ZM222 182H224L223 181V179L221 180ZM109 182V183H110ZM140 182V183H139ZM243 182H245V180L243 181ZM110 183V185H113V183L111 184ZM141 185H139V184ZM246 183V182H245ZM119 184V183H118ZM114 186H112V187H114ZM116 187V186H115ZM138 187H140V188H138ZM116 188H118V187H116ZM135 188V189H134ZM64 189H66V185H64ZM93 189V188H92ZM138 189V190H137ZM140 189L142 190V191H140ZM122 192H123V194H122ZM137 192V194H135L136 196L135 197H137V195L139 194ZM112 193V194H111ZM117 193V194H116ZM120 193V194H119ZM125 193H127L128 194V196H127V194L125 195ZM84 195V194H83ZM83 195H81L80 197H82ZM85 195H87V194H85ZM120 195H122L121 197H120ZM124 195H125V197H124ZM142 195V196H141ZM112 196V197H111ZM119 196V197H118ZM118 197V198H117ZM219 197H220V195H219ZM218 197V195H217V197L214 199V200H216L217 202H214L213 201V203L210 205V207H208V210H207V212H206V210H205V212L207 213L206 215H208V216H210V217H208L207 216V219L210 221V224H211V227H212V229H213V231H215L214 233L215 234H213V236H214V238H215V240L218 242L217 244H218V247L219 248H221V249H232L233 250V252L234 253H232L231 252V250H230V252L232 253V254H234V255H236V257L239 255V254H241L242 256H247L248 257V255H250V253L251 254H253L254 252H253V250H251V249H249V248H247V252H246V244L244 245L245 247H243V249H245V254H247V255H245L244 254V250H242L241 249V245L243 246V244H241V242L242 243H244L245 242V238H244V236L245 235H243L244 233H242V231H240L241 230V228L240 227H242V230H244V229H246L245 227H247L248 225V221H249V218L248 219H244V217L246 218V217H248L249 216V213H248V216H247V212L245 211L244 212V215H245V213H246V215L244 216V215H242V218H241V216L240 217H238L239 218V224H237L236 226H237V233H239L238 235H236L235 233H231V235H226V234H223L222 235V233H225V232H223L224 231V229H225V227H227L228 226V224L226 223L225 224V222L223 221V220H226V218L228 217V214L225 212V209H224V204H225V202L223 201V204H222V200H219V199H222V198H219ZM123 198V199H122ZM127 198V199H126ZM218 198V199H217ZM88 199V200H87ZM93 201H92V200ZM120 199H122L121 201H120ZM196 199V200H195ZM97 200V201H96ZM119 200V201H118ZM137 199L135 198L134 199V203H135V205H137V203L135 202ZM195 200V201H194ZM118 201V202H117ZM191 201L192 202H196L197 201V198L196 197H194V198H192L191 199ZM137 202H138V200H137ZM191 202V203H192ZM219 202H221V204L219 203ZM129 203H131V202H129ZM128 203V205L130 206V208H128L127 207V205H126V207L128 208V209H131V207L132 208H134L133 206H134V203H133V205L131 206L130 204ZM131 203V204H132ZM216 203V204H215ZM93 204V203H92ZM218 204H219V206H218ZM86 205V206H85ZM82 206H84V207H88V209L86 208V212L84 213V211H85V209H84V207H82ZM121 208H119V207ZM215 206H217L216 208H215ZM213 207H214V209H213ZM118 208V209H117ZM210 208V209H209ZM92 211H91V210ZM211 209H213V210H211ZM222 209V210H221ZM224 209V210H223ZM89 210V211H88ZM116 210H117V212H116ZM136 210V209H135ZM135 210L133 211V209H132V212H134L135 213ZM82 211H83V213H82ZM137 211V210H136ZM217 212V213H215V212ZM218 211H220V213H221V216L219 217V213H218ZM92 212V213H91ZM211 212V213H210ZM223 212V213H222ZM90 213H91V215H90ZM114 213V214H113ZM119 213V212H118ZM85 214V215H84ZM115 214H116V216H115ZM213 214H215V215H217L216 217H215V215H213ZM223 214H225L224 215V217L227 215V217H223ZM50 215V214H49ZM47 216V214H46V216L48 217H45V218H47V219H49V217L51 218V215L50 216ZM87 215V216H86ZM114 215V216H113ZM212 215V216H211ZM83 218H82V217ZM90 216V217H89ZM92 216V217H91ZM81 217V218H80ZM117 217V218H116ZM119 217V218H118ZM213 217H215L214 218V222H213ZM85 218H87V219H85ZM224 218V219H223ZM241 218V219H240ZM121 219V220H120ZM219 219V220H218ZM243 219V220H242ZM51 220H53V222H54V218L52 217V219ZM77 220V221H78ZM83 220H84V222H83ZM87 220V221H86ZM119 220H120V222H119ZM124 220V221H123ZM111 221H112V223H111ZM211 221H212V223H211ZM215 221H217L216 223H215ZM245 221V222H244ZM47 224L48 225H46L45 227H46V230H48V231H52L53 230V226H52V224L53 223H51V222H49V220H47ZM85 222L87 223V224H85ZM116 222V223H115ZM118 222H119V224H118ZM122 222H124V223H122ZM191 223V225H190V223ZM188 223L189 224H187L186 226H185V230L183 229V231H185V232H187L188 231V229L189 228H191L192 227V225H193V221H189ZM220 222H222L223 224H224V226L222 225V226H220L222 223H220ZM89 223V224H88ZM114 223V224H113ZM131 223V224H130ZM215 223V224H214ZM50 224H51V226H50ZM91 224V226H89ZM123 224H124V226H123ZM127 224V226H125ZM129 224V225H128ZM149 224V225H148ZM212 224H214V226L212 225ZM79 225V226H78ZM84 225H85V227L88 225V227H86V228H84ZM106 225V226H105ZM113 225V226H112ZM116 225V226H115ZM132 227H131V226ZM147 225V226H146ZM240 227H239V226ZM247 225V226H246ZM74 226H75V228H74ZM77 227V228H76ZM107 228V230L105 229V228ZM118 228V230L119 231H117V232H119L118 234V238H116L117 237V235H115L116 237H114V235H111L110 234V232H111V230L112 229H114V228ZM120 227V228H119ZM125 227V228H124ZM135 227V228H134ZM80 228V229H79ZM111 228V229H110ZM76 229V230H75ZM84 229V230H83ZM102 229V230H101ZM129 229V230H130ZM217 231H216V230ZM122 230V231H121ZM235 230V231H236ZM79 231H78V233H79ZM85 231H87V230H85ZM108 231H110V232H108ZM183 231L181 232V235H183ZM213 231H212V233H213ZM220 231V232H219ZM263 231H264V229H263ZM145 232H146V234H145ZM151 232V231H150ZM185 232H184V234H185ZM243 232H245V231H243ZM106 233H109L110 234V236H113V237H111L110 238V236L108 235V238L109 239H107L106 240V238L104 239V236L103 235H101V234H105L106 235ZM115 233V232H114ZM113 233V234H114ZM220 233V234H219ZM240 233H242V235L240 234ZM115 234H117V233H115ZM232 234H234V235H232ZM245 234H246V232H245ZM219 237H218V236ZM262 235L264 236V232L262 233ZM147 236H148V238H147ZM217 236V237H216ZM227 236V237H226ZM232 236V237H231ZM93 239H92V238ZM99 237H101V239L99 238ZM123 237V238H122ZM237 237L239 238L238 240H237ZM88 238V239H87ZM91 238V239H90ZM122 238V239H121ZM218 238H220V239H218ZM243 238V239H242ZM102 239H103V241H102ZM113 239H115V240H113ZM182 239V237H180L178 240H179V243H178V240L176 239L175 241H177V243L178 244H180V242L182 243V241L183 240H181ZM224 239H226L225 240V242H224ZM242 239V240H241ZM87 240V241H86ZM89 240V241H88ZM100 242H99V241ZM106 240V241H105ZM163 240V241H162ZM227 240H229L228 242H226ZM231 240V241H230ZM243 240H244V242H243ZM97 241V242H96ZM241 241V242H240ZM62 242H64L63 244H66L65 246H66V248H63V246L64 245H62V248L63 249H65L66 250V252H65V250H64V252H62L63 251V249L61 248V244H62ZM78 242V241H77ZM84 242H87V244L86 243H84ZM99 242V243H98ZM101 242H103L102 243V245L103 246H101V247H103V249L102 250H104L103 252H105V251H109V252H105L104 254H103V252H101L102 254H100V256H99V254L97 255V257L95 256V254L94 255H92L93 253H97L96 252V250H97V248L99 247V245H101L100 243ZM122 242V243H121ZM153 242V241H152ZM168 242V241H167ZM167 242H166V244H167ZM232 242V243H231ZM68 243V244H67ZM78 243V244H79ZM86 244L85 246H87V248H84V244ZM88 243H90V244H88ZM92 243V244H91ZM220 243V244H219ZM229 243H231V244H229ZM60 246H59V245ZM96 244H97V246H96ZM99 244V245H98ZM106 244V245H105ZM107 244H108V248H106V249H108V250H106L104 247H107ZM111 244V245H110ZM177 244V245H178ZM225 244V245H224ZM229 244V245H228ZM91 245V246H90ZM110 245V246H109ZM114 245H116V246H119L120 247V249H119V247H116V246H114ZM149 245H152V246H149ZM176 245V246H177ZM223 245V246H222ZM226 245H228V247L226 246ZM233 245H234V247H233ZM236 245V246H235ZM238 245V246H237ZM240 245V246H239ZM262 245V244H261ZM64 246V247H65ZM90 246V247H89ZM93 246H95V247H93ZM112 246V247H111ZM114 246V247H113ZM122 246V247H121ZM166 246H168V244L166 245ZM180 246H181V244H180ZM180 246H178V247H180ZM58 247H59V249H58ZM82 247H83V249H82ZM92 247V248H91ZM127 247V248H126ZM148 247H150V248H148ZM151 247H153V248H151ZM223 247V248H222ZM227 247V248H226ZM231 247H233V248H231ZM238 247V248H237ZM69 248V249H68ZM76 248V249H75ZM78 248V249H77ZM167 248V247H166ZM61 249V251H59ZM75 249V250H74ZM91 249L93 250V253H92V251H91ZM116 251H115V250ZM123 249V250H122ZM124 249H126V251L127 252H125V250ZM128 249V250H127ZM130 249V250H129ZM151 249V250H150ZM239 249V250H238ZM249 249V250H248ZM58 250V251H57ZM79 250V251H78ZM82 250V252H81V254H83V257H82V255L80 254V251ZM90 251V253H92V254H89V251ZM115 251V252H111V251ZM240 250H242V253H239V252H241ZM57 251V252H56ZM122 251V252H121ZM249 251H251L250 253H249ZM255 254L256 255H252V257H251V255L249 256V258L248 259H250L251 261L250 262H252L253 264H259L258 262H261L260 264H264V260H262V259H264V243H263V245L260 247V245L257 247V248H255ZM60 252H62L63 253V255H62V253H60ZM68 252V253H67ZM111 252V253H110ZM121 253L120 255H119V253ZM260 254V255H258V257H256L257 256V254L258 253ZM70 253V254H69ZM88 253V254H87ZM115 253V254H114ZM124 253V254H123ZM236 253V254H235ZM56 254V255H55ZM64 254H66V255H64ZM130 254V255H129ZM152 254V253H151ZM171 254L172 255H175V252L173 251V252H171ZM170 254V255H171ZM232 254H231V256H232ZM53 255H54V257H53ZM58 255H60V257H61V255H62V257L60 258ZM67 255H69V256H67ZM70 255H71V257H74V258H71L70 257ZM85 255V256H84ZM102 255V256H101ZM103 255H108V257L109 258H107V256L105 257V256H103ZM171 255V256H172ZM55 256H57V258H58V260H57V258H55ZM67 256V257H66ZM92 256H94V257H92ZM254 256V257H253ZM50 258V260H52L53 258H54V260H52V261H50L49 260V258ZM65 257V258H64ZM68 257H69V259H68ZM99 257H100V259H99ZM63 258V259H62ZM68 260H67V259ZM94 258V259H93ZM101 258H104V259H101ZM106 258L107 259H109V260H107V261H105L106 260ZM218 258H220L221 259V256L219 257H216V258H214V262L212 263V264H216L217 262V264H223V260L225 261L226 259L228 260V258L227 257H222V263H220L221 262V260L220 259H218ZM232 258H234V256H232ZM232 258H229V261H225L224 262V264H226L227 262V264H235V260L234 259H236V262L237 263H239V261L241 262V257H237L238 259H240V260H238L237 258H234V259H232ZM253 258V259H252ZM66 259V260H65ZM70 259H72V260H70ZM140 261H139V260ZM173 259V258H172ZM216 259V260H215ZM230 259H232V262L233 263H231V260ZM244 259V258H243ZM49 260V261H48ZM217 260H219V261H217ZM238 260V261H237ZM33 261H35V260H33ZM43 261V262H42ZM58 261H60V262H58ZM65 261H67V262H65ZM68 261H70L71 263H69ZM104 261V262H103ZM137 261H139V262H137ZM144 261V262H143ZM255 261L257 262V263H255ZM30 262V261H29ZM36 262H34V263H32V260H31V264H35ZM41 262V263H40ZM106 262V263H105ZM248 262V261H247ZM250 262H248V264L250 263ZM236 263V264H237ZM252 263H250V264H252ZM38 264V263H37Z\"/></svg>","mask_w":264,"mask_h":264}]
</instances>
